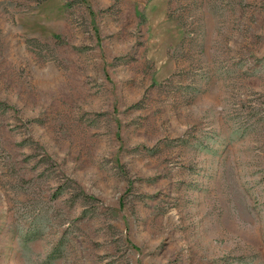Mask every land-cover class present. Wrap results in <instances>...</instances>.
Here are the masks:
<instances>
[{
  "label": "rangeland",
  "instance_id": "rangeland-1",
  "mask_svg": "<svg viewBox=\"0 0 264 264\" xmlns=\"http://www.w3.org/2000/svg\"><path fill=\"white\" fill-rule=\"evenodd\" d=\"M0 264H264V0H0Z\"/></svg>",
  "mask_w": 264,
  "mask_h": 264
}]
</instances>
